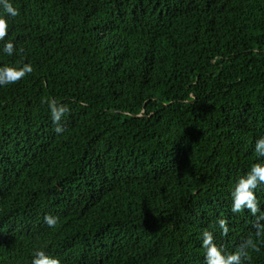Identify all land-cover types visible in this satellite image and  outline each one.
<instances>
[{"label": "trees", "instance_id": "obj_1", "mask_svg": "<svg viewBox=\"0 0 264 264\" xmlns=\"http://www.w3.org/2000/svg\"><path fill=\"white\" fill-rule=\"evenodd\" d=\"M12 2L23 52L0 66L34 71L0 87V264H205L204 231L264 264L255 218L231 211L264 161V0Z\"/></svg>", "mask_w": 264, "mask_h": 264}, {"label": "clouds", "instance_id": "obj_2", "mask_svg": "<svg viewBox=\"0 0 264 264\" xmlns=\"http://www.w3.org/2000/svg\"><path fill=\"white\" fill-rule=\"evenodd\" d=\"M0 55L8 57L23 52V49L17 48L12 39H5L9 34V20L20 15V11L14 6L12 0H0ZM34 68L31 63H23L22 65H6L0 66V87L13 85L21 81L27 75L33 73ZM51 116L57 133L63 132L61 120L70 110L64 104H57L55 100L49 102ZM255 152L260 157H264V136L255 141ZM264 186V161L255 163L251 170L244 176H241L235 182V186L231 192V211L240 213L245 210L250 212L255 218L252 227L255 229V236L264 235V207L258 200V190ZM58 218L52 215H46L45 223L49 227H54ZM219 228L227 235L228 226L226 221L221 219ZM201 247L205 250V264H251V252L259 251L256 243L251 239L245 240L233 252H228L222 245H218L215 235L211 231L202 233ZM31 264H62L60 258L49 255L44 250H37L33 253Z\"/></svg>", "mask_w": 264, "mask_h": 264}]
</instances>
